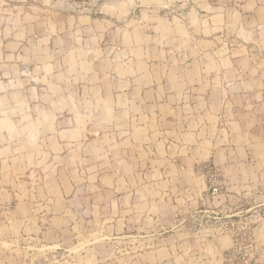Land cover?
Here are the masks:
<instances>
[{
    "label": "rangeland",
    "instance_id": "374dc122",
    "mask_svg": "<svg viewBox=\"0 0 264 264\" xmlns=\"http://www.w3.org/2000/svg\"><path fill=\"white\" fill-rule=\"evenodd\" d=\"M131 1L0 0V51L2 39L13 41L6 45L10 54L20 50L13 38L22 36L21 30L17 34L12 27L16 23L30 35L54 33L55 39H90L93 46L99 45L97 39L102 36L114 41L120 39V44H110L107 52L114 46L120 48L121 62L128 55L130 41L135 46L134 42L141 44L145 39H153L156 41L153 46L160 51L158 43L165 39L162 48L168 43L170 58L161 63L168 69L164 79L169 86L196 81L204 87L208 82L220 83L218 77L199 76V70L209 72L215 67L214 58L206 56L196 63L178 57L176 51L185 52L187 56L198 55L204 48L210 51L208 44L204 46L196 41L198 33L205 40L209 36L224 39L218 43L223 50L235 47L233 39L257 38V33L254 37L244 36L238 11L228 15L229 22L233 23L228 30L203 33L193 28L199 19L192 11V0L140 1L141 8H151L152 12L133 10ZM84 15H90L92 20H80ZM252 30L261 33L259 29ZM174 36L182 39H173ZM73 46L71 44V48ZM144 50L134 52L140 60L137 61L138 71L144 66L140 63L145 61L141 58ZM22 51L20 55L24 56ZM79 54L71 51L68 57L60 50L57 61L61 72L64 65L67 67ZM160 55L154 49L150 62L157 66ZM19 58H10V64H25L24 59ZM247 62L240 60L236 65L245 66ZM100 66L106 70L109 64L102 62ZM127 67L121 64L118 70H128ZM9 71L14 80L21 77L16 66L10 65ZM72 75V81L80 80L79 75ZM160 76H151L149 81H156ZM56 79L61 81V78ZM144 79L137 77V82ZM111 80L109 76L89 78L90 86L102 83L105 89L114 84ZM91 93L96 94V89ZM233 94V104L240 107L241 95ZM180 95V92H172L170 99ZM225 95L220 90L211 93L212 110L220 109V100ZM249 95V99L256 97V93ZM102 98L107 107L89 120L80 138L82 146L75 142L68 144L65 139L69 133L56 131L43 116V109L42 114L37 110L33 117L18 109L8 113L5 122H0V264H264V203L259 202L264 200V188L255 186L258 162L264 156L257 155L262 148L256 137L257 129L251 131L252 138H246L234 126L233 140L209 138L203 141L202 146L208 142L217 145L218 156H205L195 162L191 176L185 174V183H192L193 187L180 189L178 173H165V178L163 173L145 172L139 164L146 158L143 151L124 153L118 143H114V135V138L124 136L122 131L129 128V108L114 110L107 91ZM253 114L249 116V123L257 116ZM9 120L11 124H7ZM245 146L254 152L249 160L243 152ZM220 147H231L230 156ZM224 163L245 164V167L223 172L221 164ZM230 177L248 181L249 188L237 190L246 193V199L242 203L229 202L225 207L209 206L214 198L225 195ZM171 184L175 187L170 190ZM213 185L218 187L216 193L211 192ZM177 228L179 238L173 233ZM224 234L230 236L231 246L224 251H209L207 239ZM179 243L190 249L176 250Z\"/></svg>",
    "mask_w": 264,
    "mask_h": 264
},
{
    "label": "crops",
    "instance_id": "0c3cea01",
    "mask_svg": "<svg viewBox=\"0 0 264 264\" xmlns=\"http://www.w3.org/2000/svg\"><path fill=\"white\" fill-rule=\"evenodd\" d=\"M140 1L142 0L131 1L130 6L133 10L153 11L151 8H141ZM192 2V11H195L199 19L193 28H197L198 32L210 31L213 33L215 29L228 30L233 24L229 22L228 15L238 11L240 23L245 31L244 36L248 38L249 34L254 37L253 35L257 33L256 39H233L232 44L235 47L224 50L218 46V43L224 39L209 36L211 39L208 37L205 40L201 39V35L198 33L196 41L204 46L208 44L210 51L204 48L200 54L190 53L189 56L185 52L176 51L178 57L185 60L188 58L189 61L196 63L206 59V56L207 59L214 58L212 61L216 63L215 67L209 72L204 69L199 70V76L206 75L214 79L218 77L220 83L208 82L202 87L200 82L193 81L194 83L188 85L169 86L164 79V76L169 73L168 69H164L161 63L170 58L167 49L168 43L165 48H162L163 44H166L165 39H161L158 43L160 51H158L157 46H153V42H156L153 39H145V42L142 41L141 44L134 42L135 46L130 41L127 47L128 55L124 57V62H121L120 48L117 49L114 46L112 51L107 52L108 46L112 43L119 45L120 39L114 41L113 39H103L102 36V39H97L99 45L93 46L90 39H76L75 41L72 39H55L54 33L30 35L25 31V28L14 23L15 25L12 27L16 29V33L20 34L18 30L22 32L20 34L22 36L13 37L15 42L20 45V50L10 54L6 45L13 41L1 40L0 122H5L4 117L8 113H15L18 109H23L25 113L28 112V116L32 117L34 114L36 115L37 110L42 114L43 109V116L53 124L56 131L69 133L68 139H65L68 144L73 145L72 143L75 142L74 144L79 143L82 146L83 130L86 131L85 127L88 126L89 120H92L101 109L107 107L102 98L107 91L111 96L114 110L120 107L129 108V115H127L129 128L127 131H122L124 136L119 135L114 138V135V143H118L124 153L133 154V152L137 153V150L143 151L146 158L139 164L143 165L141 169L145 172H159L163 173L164 176L168 172L178 173V176L181 177V180L178 179L177 181L180 189H189L190 185L193 187L192 183H185V174L188 173L191 176L195 162L202 160V157L205 156L209 158L218 156L216 155L218 153L217 145L208 142L203 147V141L209 138L213 141L218 139L227 141V138L233 140L234 126L239 129L241 136L245 135L246 138H252L251 131L254 128L257 129L258 136L256 137L260 141V147H262L257 155L264 156V0H237L236 2L235 0H192ZM80 12L82 11L80 10ZM218 18L222 20L218 21ZM80 20L89 21L92 20V17L84 15L80 17ZM102 20L106 19L103 18ZM216 21L222 25H216L218 24V22L215 23ZM252 29H259L261 35ZM82 30L86 31L88 28L86 30L82 28ZM172 38L182 39L179 36ZM60 44L64 46L62 47ZM71 44L74 45L72 48ZM141 48L145 49L144 56L141 57L145 61L140 62L144 66L142 71H138L139 62L137 61L140 60L135 57L134 52ZM154 49L162 55H160L161 58L159 57L160 61L157 66L150 62L153 60L150 55L154 53ZM60 50L64 56L68 57H70L71 51L80 53L73 62H69L67 67L64 65L63 72L58 67L57 61ZM21 51L24 56L20 55ZM211 54H214L216 59ZM10 58L24 59L25 64H10ZM240 60L248 62L245 66L238 67L236 62ZM102 62L109 64L106 70L100 66ZM121 64L125 67L128 64V70H118V66ZM10 65L16 66L17 73L21 76L20 80L12 79L9 71ZM71 74L79 75L80 80L78 82L72 81ZM154 75L161 76L156 81H149L151 80L150 77ZM92 76L96 78L109 76L114 84L107 89L102 83L90 86L89 78ZM141 76L145 79L137 82V77ZM56 78H61V81ZM92 88L96 89V94L91 93ZM215 90H220L226 94L220 100V109L218 108L216 111L212 110L210 106V96ZM172 92H180L181 95L170 99ZM233 92H238L241 95L240 107L233 104L235 97ZM249 93L251 95L256 93V97L249 99ZM122 100L125 102H121ZM90 107L94 110H90ZM253 113H256L257 116H254V121L249 123V116H253ZM209 118H211L212 123L209 122ZM11 122L12 120H9L7 124H11ZM77 140L81 141L78 142ZM124 142H127V145H122ZM220 148L230 156L231 147ZM243 152L247 160L251 159L254 153L252 148L247 146L243 147ZM239 167L240 170H244L245 164L242 166L231 163L221 164L223 172L232 171L234 168L237 171ZM256 172L258 177L255 186L263 189L264 158L258 162ZM230 178L226 183L227 192L225 195L214 198L208 203L209 206L222 205L225 207L228 206L229 202L242 203L243 199H246V193L241 194L237 190L240 188V191H243L246 190L245 188H249L248 181L243 182L237 181L233 177ZM172 184L171 188L168 189L171 190L175 187H172ZM175 200L177 201L178 198ZM261 201L264 203V200L260 199L259 202ZM212 217L216 218L213 215ZM173 233L178 237L179 228L173 230ZM213 237L207 239L210 242L206 244L207 247L209 246V251H224L231 246V239L228 234ZM167 249L172 250L171 247ZM175 249L184 251V249L189 250L190 247L188 245L184 247L182 243L181 245L179 243Z\"/></svg>",
    "mask_w": 264,
    "mask_h": 264
},
{
    "label": "built area",
    "instance_id": "2783aa9c",
    "mask_svg": "<svg viewBox=\"0 0 264 264\" xmlns=\"http://www.w3.org/2000/svg\"><path fill=\"white\" fill-rule=\"evenodd\" d=\"M217 191H218L217 185H213L212 188H211V192L212 193H216Z\"/></svg>",
    "mask_w": 264,
    "mask_h": 264
}]
</instances>
